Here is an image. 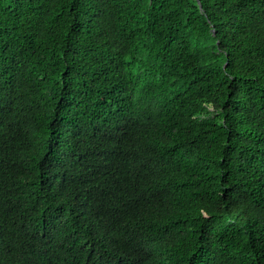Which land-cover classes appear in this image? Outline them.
Masks as SVG:
<instances>
[{
  "label": "trees",
  "instance_id": "trees-1",
  "mask_svg": "<svg viewBox=\"0 0 264 264\" xmlns=\"http://www.w3.org/2000/svg\"><path fill=\"white\" fill-rule=\"evenodd\" d=\"M0 264H264V0H0Z\"/></svg>",
  "mask_w": 264,
  "mask_h": 264
}]
</instances>
